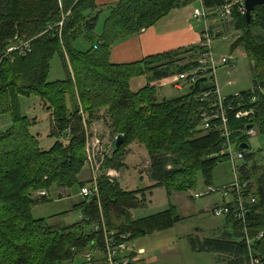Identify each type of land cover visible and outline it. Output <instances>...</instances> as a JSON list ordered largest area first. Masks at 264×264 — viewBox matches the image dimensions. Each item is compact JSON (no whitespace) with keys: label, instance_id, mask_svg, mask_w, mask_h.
Masks as SVG:
<instances>
[{"label":"trees","instance_id":"16d2710c","mask_svg":"<svg viewBox=\"0 0 264 264\" xmlns=\"http://www.w3.org/2000/svg\"><path fill=\"white\" fill-rule=\"evenodd\" d=\"M194 1L122 0L111 8L103 32L96 35L101 13L97 0H0V111L10 113L13 120L10 129L0 134V264H78L87 255L91 256L87 264L98 263L99 256L107 262L108 241L129 246L136 239L172 229L182 220L173 206L133 218L132 212L149 203L155 189L164 188L168 195L186 192L195 188L198 174L210 185L213 170L230 160L220 154L227 141L221 118L210 122V130L204 128L202 114L212 115L210 108L218 103L216 85L202 87L206 83L202 82L188 87V93L180 97L161 101L156 97L157 82L173 84L178 75L199 66L201 46L127 65L110 62L114 45ZM229 1L236 0H203V4L214 10ZM223 23V30L211 28L212 36H229L232 29L239 32L231 51L242 49L253 59L255 87L221 97L229 140L234 151L244 154L243 164L237 167L240 181L250 182L249 191L256 201L248 204V234L235 218L236 196H231L230 202H224L231 213L225 217L227 226L221 235H192L189 243L194 252L229 255L227 264H251V255L264 264V158L241 149L242 144L249 145L250 129L264 136V4L252 12L250 22L233 8L231 19ZM81 37H96L97 42L90 50L79 52L73 43ZM17 45L20 49L8 51ZM184 52L192 61L181 64L179 57ZM56 55L66 69V78L49 81ZM140 78L151 79L144 88L136 89L133 82ZM207 92L213 94L203 100ZM32 97L52 116L49 136L55 142L46 150L40 147L39 134L32 131L36 121L31 123L22 111L21 100ZM239 113L249 115L237 118ZM94 122L109 130L115 144L119 136L124 139L118 150L114 144L106 169L122 171L127 167L126 148L144 144L151 160L152 185L125 190L117 180L101 176L96 198L82 196L73 206L81 214L78 222L60 226L51 222L54 216L34 218V208L49 200V190L57 186L72 189L78 183L81 189L86 186L78 176L85 166L86 133ZM38 191L48 193L35 198ZM260 233L263 238L258 239ZM247 237L254 240L251 247ZM139 251L125 253L130 264H136L133 259Z\"/></svg>","mask_w":264,"mask_h":264},{"label":"rangeland","instance_id":"374dc122","mask_svg":"<svg viewBox=\"0 0 264 264\" xmlns=\"http://www.w3.org/2000/svg\"><path fill=\"white\" fill-rule=\"evenodd\" d=\"M215 16L212 15L211 19L216 24V31L219 29L223 30L225 25L223 22L227 20L215 21ZM103 21L104 16L101 17L97 31L102 28ZM214 34L217 33L214 32ZM239 34V32H235L232 29L227 33L230 37L229 39H223L222 36L211 38L215 59L221 60L226 57L231 59V64H219L215 80L210 79L202 84V87L218 86L223 98L251 90L257 84L253 80L252 57L242 49L231 51V45ZM96 42V37L92 40L87 37H81L73 43V46L79 52H86ZM189 56L187 52L181 53L179 58L182 61L179 62L183 64L192 61ZM70 70L72 71V67ZM65 78L66 69L61 58L56 55L52 60L49 81L63 80ZM150 79L140 78L135 80L133 84L136 89H142ZM157 86L156 97L159 101L180 97L188 93V87L184 91H180L173 84L162 85L161 82H157ZM21 105L24 115L30 118V122L34 123L36 121L32 131L34 134H39L40 147L44 150L50 148L55 142V139H51L49 136L52 131L51 113L45 109L44 105L36 97L23 98ZM79 106L81 108L82 104H79ZM12 125L11 114L0 111V134L10 129ZM86 134V160L85 166L78 176L79 181L84 182L86 186H92L93 180H99L101 176L106 175L108 178L117 180L125 190L143 189L152 185L153 182L149 179L151 160L144 144L134 143L135 145L132 148H126L123 153L127 168L120 172H111V170L106 169V160L115 142L109 130L102 123L94 122L89 126ZM249 145V151L257 157L261 156L264 158V136L256 133L255 136L251 137ZM243 161L238 160L236 165L240 168ZM93 170H95L96 177L93 175ZM234 182L233 163L227 160L220 163L213 170L210 185L207 184L202 174H198L197 185L186 192H172L171 195H168L164 188L155 189L149 203L132 212L133 218L139 219L150 216L168 210L173 206L177 215L182 217V220L172 229L156 232L130 243V249L138 250L144 248L147 252L136 264H227L230 259L229 255L194 252L191 249L189 237L198 235L201 238H213L221 235V231L225 230L227 226L225 216L217 217L211 210L216 205L222 206L225 200L230 201L231 196L224 199L223 195L217 190ZM209 187H212L215 192L208 193ZM49 192V200L34 208L32 213L34 218L49 219L54 216L50 218V220L52 219L51 222L53 221L60 226L70 225L81 220V214L73 211V206L83 200L79 183L74 185L72 189H62L57 186L56 189H51ZM46 193L48 192L38 191L33 196L38 198ZM196 194H202V197L195 198ZM77 263L87 264V259L79 258Z\"/></svg>","mask_w":264,"mask_h":264},{"label":"built area","instance_id":"2783aa9c","mask_svg":"<svg viewBox=\"0 0 264 264\" xmlns=\"http://www.w3.org/2000/svg\"><path fill=\"white\" fill-rule=\"evenodd\" d=\"M196 7L193 10V17L197 19L198 21H201L205 24V28L202 31V40L199 46L202 47L203 51L199 52V66L190 73H185L178 75L173 83L174 87L180 91H184L187 87L193 86L196 84V82L200 78H213L215 79V75L217 73V68L219 64L222 65H230L231 59H228L226 57H223L221 60H216L215 55L212 48V33L210 27L208 26V21L212 20L211 16L216 15V20H230L231 16L233 14V8H237L240 14L246 15V6L245 1L242 0H236L234 2L229 1L224 6L209 10L204 7L203 0H195ZM214 22V21H213ZM60 25H63V22H60ZM229 36H223V39H229ZM25 45V44H24ZM23 45V46H24ZM27 48V47H26ZM20 49V46L11 47L8 51H14ZM24 53V51L22 52ZM213 93L207 92L204 93L203 100H207L210 95ZM215 96L218 98V103L214 105V108H210V111L212 115H209V112L203 113L202 117L204 119V128L207 130H210L211 124L210 122L215 120L216 118H221L223 121V136L227 139L226 145L221 149L220 154L222 156H228L230 161L233 163L234 173H235V182L232 183L229 186L223 187L219 190L224 199H226L228 196H236V205H234V212H235V218L239 220L243 224V231L248 234V227L246 226V218L249 214L248 204H254L255 198L252 194L249 188L250 182L249 181H240V175L237 171V165L236 162L238 160H242L244 158L243 152H235L234 146L229 140V132L227 130L226 125V117H225V110H224V101L221 97L220 89L218 86H216V92L214 93ZM217 109V113L214 111ZM249 113L243 114L239 113L237 115V118H243L245 116H248ZM256 135L255 130L250 129L248 131V136L253 137ZM113 172V171H111ZM93 175L96 177L95 170H93ZM111 175V173H110ZM98 186H97V179L93 180L92 186H85L81 189V195L83 197H91L96 196L98 194ZM215 192L212 187L208 188V193ZM44 195V194H43ZM202 194H196V198H200ZM230 202V201H227ZM213 214L217 217L219 216H228L231 213V207H229L228 203L222 205V206H216L212 209ZM263 238V234L260 233L258 239ZM246 242L249 247H251V244H253L254 240H251L249 237H247ZM128 244L121 243L118 245H113L110 241L107 242V250H106V256H107V263L108 264H130V261L125 258V253L130 251ZM144 250H140L138 253V256L133 259V262H137L141 256L144 255ZM87 261L91 260V256L87 255L85 257ZM251 264H260V260L258 258H254L253 255H251Z\"/></svg>","mask_w":264,"mask_h":264},{"label":"crops","instance_id":"0c3cea01","mask_svg":"<svg viewBox=\"0 0 264 264\" xmlns=\"http://www.w3.org/2000/svg\"><path fill=\"white\" fill-rule=\"evenodd\" d=\"M120 1L122 0H97V10L101 12L97 29L101 17L104 16L102 28L99 31L96 29V33L98 32L97 35L103 32L105 21L111 14V8L116 6ZM195 7L196 4L194 3L183 8L175 9L153 27L117 43L111 50L110 62L115 65H127L140 62L149 56L180 48L198 46L202 40L201 33L206 26L203 22L193 17ZM90 14L94 15V12ZM208 26L211 29L215 28L216 24L212 20H209ZM133 145L129 148H132ZM140 250H144V255H146L147 252L144 248ZM97 262L96 264H108L102 256L98 257Z\"/></svg>","mask_w":264,"mask_h":264},{"label":"water","instance_id":"95a60500","mask_svg":"<svg viewBox=\"0 0 264 264\" xmlns=\"http://www.w3.org/2000/svg\"><path fill=\"white\" fill-rule=\"evenodd\" d=\"M264 4V0H246L245 1V6H246V18L248 20V22H250L251 20V16H252V12L256 9L257 6H260V5H263ZM208 81V78H202L200 80H198L196 82V86L200 85L202 82H207ZM123 136H119L116 140V150H118L121 146H122V143H123ZM241 149H244V150H249L250 149V146L248 144H242L241 145ZM93 198H96V196H94Z\"/></svg>","mask_w":264,"mask_h":264},{"label":"bare ground","instance_id":"6f19581e","mask_svg":"<svg viewBox=\"0 0 264 264\" xmlns=\"http://www.w3.org/2000/svg\"><path fill=\"white\" fill-rule=\"evenodd\" d=\"M235 8V7H234ZM205 27V26H204ZM232 144H234V143H232ZM250 146V145H249ZM241 151H243V150H241ZM247 152H248V150H247ZM245 153H246V151H245ZM240 175V174H239ZM92 197V196H91Z\"/></svg>","mask_w":264,"mask_h":264}]
</instances>
